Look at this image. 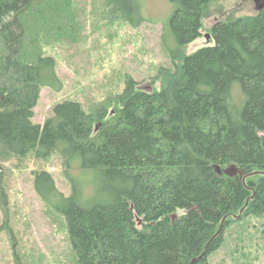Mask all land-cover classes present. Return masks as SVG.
<instances>
[{"label": "trees", "instance_id": "1", "mask_svg": "<svg viewBox=\"0 0 264 264\" xmlns=\"http://www.w3.org/2000/svg\"><path fill=\"white\" fill-rule=\"evenodd\" d=\"M171 1L179 4L169 24L178 46H164L170 64L149 88L125 74L120 92L90 108L62 100L39 123L42 87L63 86L44 47L69 33L74 1L0 0V169L61 158L70 194L49 171L32 175L63 221L66 264H208L221 248L231 264H248V228L264 218V10L215 21L210 42L190 52L214 0ZM231 165L242 175L225 174ZM73 169L88 172L73 181ZM92 184L105 198L88 193Z\"/></svg>", "mask_w": 264, "mask_h": 264}, {"label": "rangeland", "instance_id": "2", "mask_svg": "<svg viewBox=\"0 0 264 264\" xmlns=\"http://www.w3.org/2000/svg\"><path fill=\"white\" fill-rule=\"evenodd\" d=\"M73 1L74 22L68 28L69 33L44 47L45 53L56 58V70L63 86L60 91L42 87L34 109V122L43 123L53 105L65 99L79 100L90 108L106 96L120 92L125 74H131L143 87L149 88V80L156 69L170 64L164 46L169 51L178 46L169 26L178 2L113 0L118 7V14L114 15L106 0ZM126 10L132 19L141 23L133 26L124 20L120 14ZM256 11L253 0H214L203 18L202 37L186 48L191 52L209 43L206 34L215 21ZM237 88L242 94L235 84L236 104L240 94ZM25 166L8 162L0 169V186L7 194L5 203L0 202V264L20 261L23 264H66L71 251L63 221L39 198L32 175L35 170L49 171L57 188L68 195L72 186L64 173L62 160L54 155L47 161L28 160ZM81 172L88 171H68L73 181H79L77 175ZM89 189L91 196L97 193L98 197L105 198L98 185L92 184ZM254 225L255 228H248L254 236L244 263L264 264V218ZM228 250L216 251L209 257L208 264H231ZM18 256L21 259L17 262Z\"/></svg>", "mask_w": 264, "mask_h": 264}, {"label": "water", "instance_id": "3", "mask_svg": "<svg viewBox=\"0 0 264 264\" xmlns=\"http://www.w3.org/2000/svg\"><path fill=\"white\" fill-rule=\"evenodd\" d=\"M253 1L255 3V8H256L257 11H260V10L264 9V0H253ZM209 36H210L209 34H206V38H209ZM217 171L219 173L222 172L219 167H217ZM223 172L225 174H227V175H230V176L235 175L237 173L239 175H242V172L234 165H231L228 168L224 169ZM172 217L175 218L176 214H174ZM138 221H139V224H141V219L140 218L138 219ZM194 261H195V259L193 260V262Z\"/></svg>", "mask_w": 264, "mask_h": 264}, {"label": "flooded vegetation", "instance_id": "4", "mask_svg": "<svg viewBox=\"0 0 264 264\" xmlns=\"http://www.w3.org/2000/svg\"><path fill=\"white\" fill-rule=\"evenodd\" d=\"M254 2V1H253ZM254 5H255V3H254ZM262 10H264V9H262ZM261 11V10H260Z\"/></svg>", "mask_w": 264, "mask_h": 264}]
</instances>
